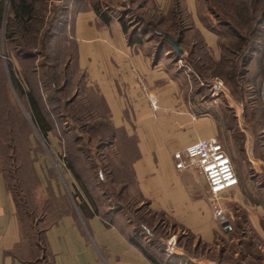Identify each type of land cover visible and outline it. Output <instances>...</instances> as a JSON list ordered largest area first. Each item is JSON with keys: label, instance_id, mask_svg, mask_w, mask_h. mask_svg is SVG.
I'll return each mask as SVG.
<instances>
[{"label": "crops", "instance_id": "crops-1", "mask_svg": "<svg viewBox=\"0 0 264 264\" xmlns=\"http://www.w3.org/2000/svg\"><path fill=\"white\" fill-rule=\"evenodd\" d=\"M179 2L189 23L186 36L193 32L212 56L221 59L219 36L201 21V1ZM148 3L166 21L171 19L175 0ZM107 19L80 0L70 7L64 30L76 42V68L103 97L113 126L136 142V189L147 211L162 220L158 241L165 254L157 253L154 262L131 242L130 224L107 226L99 217L85 220L77 207L69 206L53 222L47 175L39 174V193L49 194V205L44 199V205L34 204L38 209H29V181L23 179L22 193L15 195L0 172V264H41V242L53 264H264V207L252 195L247 173L235 170L239 186L221 195L227 227L214 216L203 177L193 169L175 168V152L217 137L212 113L196 114L190 104V79L180 71V59L174 61L177 55L170 49L157 50L150 35L141 44H130L119 17L111 14ZM181 47L184 55L178 58H185L186 47ZM170 240L172 253L167 252ZM144 243L150 240L144 238ZM231 251L235 257L229 256Z\"/></svg>", "mask_w": 264, "mask_h": 264}, {"label": "rangeland", "instance_id": "rangeland-1", "mask_svg": "<svg viewBox=\"0 0 264 264\" xmlns=\"http://www.w3.org/2000/svg\"><path fill=\"white\" fill-rule=\"evenodd\" d=\"M62 1V3L53 2V4H51L36 0L37 14L33 26L40 30L37 36H34L33 32L32 34L26 32V34L23 35L22 30H20V32L11 35V37H13L12 39L7 38L9 37V32H6V30L10 22H7V12H5L3 28L0 30V172L6 179L7 188L15 195L19 192L22 193V180L29 181L31 185L29 191L33 204L29 209H38L34 207L35 203L37 205H44L45 203L47 205L49 203V194H44V190L42 189L39 193V187L41 188L39 174L41 173L42 175L44 173V175H47L48 186L51 184L52 187V197L58 198L57 201H52L54 222L56 220L54 217L62 216L69 206L77 207L74 196L77 195L80 185L66 167L65 157L68 155L74 158L79 171L87 178V185L93 194L95 193L99 198L101 212L104 213L109 211V213H113L109 215L110 220L119 219L115 218L117 214L114 215V211L117 209H109V205L113 207V205H117V203H127L133 209L139 210V215L144 219H151V215H149L150 213L147 211L149 208L144 203L130 197L128 198L126 195L119 199L115 197L120 186H114V195L109 194L107 198H102L101 188H96V186L98 183L104 182L100 184V187H103L105 190L110 188V181L106 176V179L101 180L98 178V180L96 178L98 172L94 174L91 168L94 164H99L98 162L103 164V171L105 170V172H108L111 168L110 166L104 167V159L107 157H100L102 154L96 151V143H98L99 137L95 138V136H93L89 125L81 128V122L67 117V110L65 111L63 104L58 102L60 97L66 100V96L54 93L51 83L45 80L44 77L38 78L35 72H33L38 65H43L45 63L48 65L51 64V58L55 56V54H51L50 52L48 54L46 51L48 58L43 59L41 56L39 57V53L42 51V44H45L47 40L46 37H48L49 33L48 29L51 24L54 23L57 16L55 12L57 9L56 6L67 7L71 0ZM140 1L141 0H137L131 3L130 0H105V2L109 4L111 10H114L112 12L113 15L119 18L124 17L127 21H132V23H136V19L141 17L142 12L146 14V12H144L146 9L141 11L138 9ZM8 2L9 0H6L7 9ZM148 6L149 3L144 7L146 8ZM131 9H133L134 12L136 10L137 14H129L128 16L123 15L131 11ZM206 15H208L210 21L216 25V21L210 13L207 12ZM143 16L145 17V15ZM216 27L217 29H221L218 25H216ZM192 33H187V36L185 33L182 42V45L188 50L191 49L192 45L202 41L201 38L194 36V34L191 35ZM155 41L152 44H155ZM61 46L66 50L70 44H68V42H62L60 43V49ZM167 49H169L168 45L164 50L166 51ZM38 50H40V52H38ZM220 51H222L221 48ZM172 54L174 55L175 53L171 51V55ZM223 54H221V57ZM58 55L62 58V62L66 61L67 54L65 52H61V54L59 53ZM216 57L219 58V60L211 55L210 58L212 60L209 61L206 52L197 48L195 56L193 57L195 66L187 62L188 56L187 59L186 57H174L173 59L174 61L180 59L178 61L179 69L181 72L186 73V76L190 79L189 100L190 104L196 109V114L212 113L217 129L216 138L223 144L232 160L236 172L238 173L237 169L239 168L243 170L242 172L247 173L249 180H252H250L253 186L251 190L254 191L252 195L255 196L258 201H261L264 207V116L262 113L260 114L264 105V99L262 97V94H264V81L260 84L261 101L254 92L257 89L256 85L248 82L250 78L246 75L245 69L242 68L240 69V73H245V79L243 78L241 82L238 78L236 79L237 85L239 86L237 90L222 77L224 74L221 76V79L214 78L211 82L206 83L205 81L209 80V74H212L209 67H211L214 62L221 60L219 55ZM55 59H57L56 56ZM12 63L14 64L13 67L15 70L22 76H27L30 79L33 89L36 91L44 107L45 115L53 125V130L49 134L48 142L43 139L41 134L37 131L27 109L24 104L18 100L9 83L8 65ZM203 64L206 66V69H199V71L198 66H202ZM44 69V71L48 70L47 68ZM39 71L43 75V70L40 69ZM229 71L230 69L227 67H220L219 69L220 73H228ZM217 80H221L225 85L227 92L225 95L213 93L210 85ZM251 84L254 88L249 86ZM197 89L201 90V95L197 96L195 94ZM84 125H86V122H84ZM76 141H78V143ZM112 149L115 148L112 147ZM105 151H107V149ZM105 151L103 153H106ZM110 158H112V156ZM114 160H116V158H114ZM34 162L37 164L36 168L39 172L35 170ZM257 187H260V189L258 190ZM47 190L49 191L50 187H48ZM135 192L136 189L133 188L131 193L135 194ZM38 193L40 195H38ZM36 197L39 198L37 199ZM34 198H36V200H34ZM44 199L46 202H44ZM56 209H58L57 213H55ZM153 222L155 225V221ZM27 235L33 236V231L28 230ZM43 247L44 246H40L39 249V256L42 258L41 264H49L47 253ZM234 248L236 247H231L232 250L237 249ZM229 256L235 257L234 252L231 251Z\"/></svg>", "mask_w": 264, "mask_h": 264}, {"label": "trees", "instance_id": "trees-1", "mask_svg": "<svg viewBox=\"0 0 264 264\" xmlns=\"http://www.w3.org/2000/svg\"><path fill=\"white\" fill-rule=\"evenodd\" d=\"M78 1L80 0H71L69 5L67 4V7H57L55 5L57 8L55 10L57 16L54 23L51 24L48 29V37H46L47 40L45 44H42V51L39 53V57L41 56L43 59L48 58L47 55L50 52L51 54H55L57 59L53 56L51 58V64L48 65L45 63L43 65H38L33 72H35L38 78L44 77L45 80L51 83L54 93L66 96V100L60 97L58 102L63 104L65 111L67 110V117L81 122V128L89 125L93 136H95V138L99 137L98 143H96V151L102 154L100 157H107L104 159V167L110 166L111 168L108 172H105V170L103 171V164L101 162H98L101 165L94 164L91 168L94 174L98 172V175L96 174L97 179L103 180L107 178L110 181V188L105 190L103 187H100V184L104 182L98 183L96 186V188H101L102 198H107L109 194L114 195V186L117 185L120 186L115 196L117 199L126 195L128 198L130 197L138 200L148 207L137 192L136 181L132 169V165L137 159V146L135 140L113 126L103 97L93 87L88 85L85 73L76 68V42L71 36L66 34L64 29L66 27L70 7ZM87 1L96 14L105 22H108L107 18H111V14L114 11L111 10L109 4H107L105 0ZM130 1L133 3L137 0ZM148 1L149 0H141L138 4V9L140 11L146 9L144 11L146 14L142 12L141 17L136 19V23L127 21L124 17L119 18L123 31L127 34L130 44H141L143 43L144 36L150 35L154 37V41L156 40L154 45L157 50L161 51L168 45L169 49L175 53L171 44L166 39V36L173 40H179L181 46L184 34L189 29V23L179 0H175L176 3L173 15L171 19L167 21L156 12L153 6L144 7ZM200 1L205 11V14L201 16V21L206 27L219 36L220 48L222 54L224 53L220 61L214 62L211 67H209L212 74H209V80L205 82L208 83L214 78L221 79L224 77L225 80L237 90L239 86L237 85L236 79L238 78L241 82L243 78L245 79L246 73L248 78H250L248 82L256 85L257 91L255 90L254 92L261 101L260 84H262L264 78V0ZM40 2L53 4L51 0H40ZM36 3V0H9L7 9L6 0H0V30L3 28L5 12H7V22H10V27L8 26L9 30L8 28L6 30V32H9V37L7 38L12 39L13 37H11V35L20 32V30H22L23 35H25L26 32L31 34L33 32L34 36L40 33V30L33 26L37 14ZM207 12L210 13L216 21V25L221 29H217L216 25L210 21V18L206 15ZM129 14L135 15L137 13L136 10L134 12V10L131 9V11L123 15L128 16ZM142 14L145 15V17ZM62 42H68V44H70L68 49L65 50L62 46L60 49V43ZM197 48L206 52L209 61L212 60L210 58L211 54L201 41L200 43L197 42L192 45L189 50L186 48L187 54L185 57L187 59L188 56V63L194 64L195 66L193 57L195 56ZM46 51L48 54H46ZM38 52H40V50H38ZM61 52L67 54L66 61L64 62H62V58L58 55L59 53L61 54ZM13 65V63L8 65L9 83L18 100L21 101L27 109L37 131L41 134L43 139L48 142V137L53 130V125L45 115L44 107L36 91L33 89L30 79L27 76H22L15 70ZM220 67H227L230 71L228 73H220ZM44 68L48 70L44 71ZM241 68L245 69V73H240ZM40 69L43 70V75L40 73ZM199 69H206V66L204 64L198 66V70ZM252 84L249 86L254 88ZM195 94L197 96L201 95V90L197 89ZM261 113L264 116V105L260 111V114ZM84 122H86V125H84ZM76 142L78 143V141ZM112 147L115 149H112ZM106 149L107 151H105ZM104 151L106 153H103ZM111 156L112 158H110ZM114 158H116V160H114ZM65 163L68 170L80 185L74 199L76 200L77 208L83 219L87 220L88 218L99 217L107 226L117 225L119 222L130 224L134 229L133 234L130 236L131 242L137 247H140L148 258L156 262L155 256L157 253L165 254L164 251H162L163 244L158 241L160 234H163L161 229L162 220H159L157 218L158 216L149 214L151 215V219H144L139 215V210L133 209L127 203H117V205H113V207L109 205V209H117L114 211V215L117 214L115 218L119 219L110 220L109 215L113 213H109V211L104 213L101 212L99 205L100 200L95 193L93 194L87 185V178L79 171L74 158L67 155V157H65ZM133 188L136 189L135 194L131 193ZM52 201L55 202V198L52 197L51 203ZM47 205H49V203ZM153 221H155V225ZM231 236L237 237L236 233H232ZM144 238L150 240L147 246L145 243L144 246L141 245ZM40 246H43L42 243ZM156 246H160V248H156ZM47 258L49 259V264H53L48 253Z\"/></svg>", "mask_w": 264, "mask_h": 264}, {"label": "built area", "instance_id": "built-area-1", "mask_svg": "<svg viewBox=\"0 0 264 264\" xmlns=\"http://www.w3.org/2000/svg\"><path fill=\"white\" fill-rule=\"evenodd\" d=\"M210 87L214 94L227 93L221 80L213 82ZM173 159L177 170L193 169L203 177L210 194L215 218L225 220L226 213L222 207L221 195L237 188L239 179L223 144L216 137L202 139L175 152ZM173 246L170 240L168 253H172Z\"/></svg>", "mask_w": 264, "mask_h": 264}, {"label": "water", "instance_id": "water-1", "mask_svg": "<svg viewBox=\"0 0 264 264\" xmlns=\"http://www.w3.org/2000/svg\"><path fill=\"white\" fill-rule=\"evenodd\" d=\"M51 1L52 2H61L62 0H51ZM166 39L171 44L172 48L174 49L175 53L178 56L184 55V49L180 46L179 40L170 39L168 36H166ZM221 220L224 221V218H222ZM223 224H224V226L228 227L230 223H229V221H224Z\"/></svg>", "mask_w": 264, "mask_h": 264}]
</instances>
